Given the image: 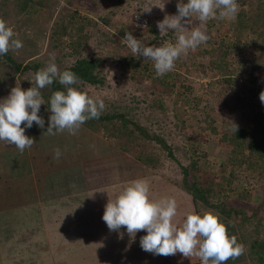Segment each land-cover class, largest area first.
Segmentation results:
<instances>
[{"label":"rangeland","instance_id":"374dc122","mask_svg":"<svg viewBox=\"0 0 264 264\" xmlns=\"http://www.w3.org/2000/svg\"><path fill=\"white\" fill-rule=\"evenodd\" d=\"M178 2L180 0H47L46 8L35 6L36 13L30 21L26 15L14 14L11 8L12 19H3L13 29V39L23 44L18 50L10 49L23 65L35 61L44 68L50 56H55V63L62 70L79 58L99 59L96 73L102 78V84L78 82L73 87L103 100L105 108L101 115H124L131 123L146 128L150 135L161 137L174 156L170 158L158 143L144 139L132 126L129 127L133 129L134 139L129 138L130 142L104 123H95L93 130L82 125L75 135L65 132L57 148L63 150V158L72 155L70 151L78 152L75 179L83 184L82 174L86 170L84 177L88 183L85 182L86 188H79L78 193L70 196L66 209L65 204L62 209L57 204L48 206L42 209L43 221H35L37 226L32 225L33 220L29 225H22L27 227L26 234L32 233L27 239L40 238V261L44 264H160L165 256L146 253L140 247V238L146 232L138 231L130 238L121 227L119 232L123 233V238H119V234L110 231L103 222L104 208L108 199L114 200L129 182L137 179L156 178L168 186L166 196L163 193L162 197L154 199L150 195L154 200L175 193L181 200L189 201L190 196L183 189L180 166L189 165L191 160H196L200 169L195 172L197 179L205 177L212 183L215 192L211 201H220L222 197L227 208L231 205L237 211L242 209V216H235L243 231L238 228L234 215L226 219L210 210L219 215L222 223L237 224L238 239L244 234L250 242L264 241V205L261 204L264 177L253 178L246 172V178L241 166L223 168L228 152L221 144L223 134L232 132L228 121L239 128L251 126L252 129H256L257 121L264 122V103L259 99L260 92L264 91V64L258 61V55L263 56L264 51L250 47L254 31L248 27L239 29L238 25L242 14L255 20L256 3L237 0L240 8L235 19H210L206 25L209 40L175 61L174 69L163 75L175 84L173 88H166L160 80H154L162 77L156 75L154 62L135 56L122 40L125 33L130 32L145 46L175 43L177 33L173 30L160 33L157 22L165 15L178 14ZM163 4V9L159 8ZM148 8L151 11L145 12ZM1 14L2 11L0 17ZM188 23L186 27L200 24L195 16ZM63 26L67 30L59 35ZM149 27L157 32V37ZM263 28L262 23L253 29H257L258 35ZM79 38L80 49L74 53L70 45L72 41L78 43ZM122 55L137 57L138 66L132 68L120 62ZM34 83L32 71L16 73L0 56V100L16 85L27 90ZM83 133L93 134L96 142L104 144L105 141V145H109L110 154L100 158L101 163L98 160L86 163L80 156ZM144 157H149L151 162L144 163ZM256 209L253 220H248ZM19 214L15 211V217ZM8 225L9 229L3 232L11 234L10 239H16V228ZM41 225H45L47 232L43 230L44 235H37ZM0 227H3L2 219ZM244 245L248 253L249 247ZM244 257L245 264H255ZM167 258L173 264H180L173 260L174 256Z\"/></svg>","mask_w":264,"mask_h":264},{"label":"clouds","instance_id":"9594fccd","mask_svg":"<svg viewBox=\"0 0 264 264\" xmlns=\"http://www.w3.org/2000/svg\"><path fill=\"white\" fill-rule=\"evenodd\" d=\"M163 7L164 4L159 8ZM176 7L178 14L165 15L162 21L157 22L160 33L169 30L177 33L175 43L145 46L130 32H126L122 40L135 56L154 62L157 76L172 71L182 54L207 43L206 25L210 19H235L240 8L237 0H187V3L180 0ZM151 8L145 12H150ZM193 16L200 22L199 26L186 27ZM14 35L13 29L0 19V56L6 55L10 49L23 47L20 40L13 39ZM56 79L66 91H55L50 97L48 135L65 130L75 135L86 121L100 117L105 108L103 100L94 99L72 87L79 82L77 75L70 70L61 72L55 56H50L47 66L34 73L32 87L22 90L20 84L16 85L6 98L0 100V141L14 145L21 153L31 148L35 142L25 135V129L31 128L33 122L44 127V120L38 115L41 105L45 104L41 90ZM259 99L264 103V91L260 92ZM228 122L230 130L235 133L238 126ZM22 123L24 127H21ZM60 156L59 148L55 149L54 158ZM176 216L177 202L174 198L150 199L149 182L137 179L129 182L114 200L108 199L102 220L121 239V227L126 229L130 238H134L138 231H145L146 235L140 238V247L153 255L167 257L180 253L186 258L197 257L202 264H226L228 260L238 259L244 254L245 245L238 242L235 235L228 234L227 226L212 210L202 209L197 213L193 208L179 227L173 222Z\"/></svg>","mask_w":264,"mask_h":264},{"label":"trees","instance_id":"16d2710c","mask_svg":"<svg viewBox=\"0 0 264 264\" xmlns=\"http://www.w3.org/2000/svg\"><path fill=\"white\" fill-rule=\"evenodd\" d=\"M47 0H2L0 2V11H2L3 16H1V19L7 18L12 19L10 15V11L14 10V14L17 16H27L28 21H30L36 13L35 6H39L42 8H46ZM256 3V10L257 15L255 20H250L247 16L245 17L243 14L239 15V29H246L247 27L249 30H253V34L255 37L252 36V41H250V47H255L256 51H259L260 48L264 51V28L261 29V33L257 35V29L254 30L253 28L256 26V24H262L264 25V0H253ZM11 8V10H10ZM10 15L11 18L8 16ZM246 24V25H245ZM66 26H63L61 30L59 31V35L65 34V28ZM152 34H154L155 37L158 36L157 32L153 30L151 27H149ZM248 30V31H249ZM68 34V33H67ZM250 39V38H249ZM79 40V41H78ZM77 40L78 43L75 44L74 41L71 43L70 48L73 50L74 53L78 49H80V38ZM261 54V53H260ZM258 61L260 64H264V52L263 56L258 55ZM5 58V61H7L13 68L16 73H25L27 71H32L33 74L37 72L38 70L42 69L41 64L30 61V63L23 65L22 62H19L12 53L9 52L6 55H3ZM137 57H132L130 55H122V58L120 59V62L123 64H127L131 66L132 68H135L138 66V62L136 61ZM99 66V59H87V58H79L74 62L72 66L62 68L60 70L61 72L64 70H70L73 71L77 77L79 78V83H88L91 85L95 84H102L103 80L98 76L96 73L97 67ZM144 70H147L146 65ZM169 76H177V74H168ZM166 76H162L161 78L155 77V81L160 80L159 82H162L164 86L173 88L175 81L172 79H168ZM76 85V84H75ZM75 85H72L75 86ZM42 91V90H41ZM55 91H66L65 86L61 85L59 83V80L56 79L53 81V83L50 86H47L42 91V96L45 100V106L50 109L49 100L53 92ZM119 121V122H118ZM95 123H104L105 127H110L112 131L118 130L120 137H124L127 142H130V139H134L133 137V129H130L129 126H132L134 129H136L140 134H142V137L148 141H153L158 143L168 154L170 158L174 159V156L172 154L171 148L166 145L164 140L161 137H158L157 135H150L148 130L146 128L141 127L138 123H131L130 121L126 120L124 115H100L98 119H90L86 121L83 126L86 128L92 129L94 128ZM256 129H252L250 126L249 128H239L238 130L233 133L230 132L227 134L224 133L223 137L221 139V144L224 148L227 150V160L222 164L223 168L227 167H234V166H241L244 169V175L247 178L246 172L251 177H264V122L257 121L256 123ZM123 139V138H122ZM144 160V163H150L149 157L142 158ZM181 172H182V184L183 189L185 192L190 196L189 201H183L181 198L173 193V196L170 197L174 198L177 202V216L174 218V223L177 224V226H181L183 223V220L186 218L187 213L195 209L197 213L201 209H213L218 214H221L224 216V218H232L234 215V219L236 216L240 217L242 216L241 210L238 211L233 207L229 206L227 208V205L224 203V201H211L213 198H211L214 195V188L211 186V182H208V180L204 177V179L200 180L197 179L195 176V172L199 171V166L196 163V160H191L190 164L187 166H180ZM150 185V191H152L154 199L156 197H162V194L164 193L165 196L167 195V187L162 182L157 180L156 178H151L148 180ZM161 190V191H160ZM156 192V194H155ZM161 192V193H160ZM153 197L150 198L152 200ZM262 205H264V195L262 199ZM257 214V209L255 212L252 213L251 217L248 220H253L255 215ZM236 215V216H235ZM225 221V220H224ZM223 221V222H224ZM236 222L238 223V228L242 230V225L239 222V218H236ZM227 226L228 234L236 235V228L237 224L232 225L230 223H224ZM243 231V230H242ZM247 237L242 234V239H238V242L242 244H246L249 247V252L245 253L248 260L250 259L255 264H264V241L258 242L253 241L250 242ZM175 260H181L183 259L185 263L189 264H198V262H201L199 258L197 257H184L182 254L177 253L174 255ZM160 264H172V262L167 257H162ZM202 264V263H201Z\"/></svg>","mask_w":264,"mask_h":264},{"label":"crops","instance_id":"0c3cea01","mask_svg":"<svg viewBox=\"0 0 264 264\" xmlns=\"http://www.w3.org/2000/svg\"><path fill=\"white\" fill-rule=\"evenodd\" d=\"M38 115L44 120V127L41 128L33 122L31 128L25 129V135L35 142L31 148H26L21 153L14 145L0 141V219L3 223V227H0V264H44L40 261V238L27 239L32 233L26 234L27 227L22 225L25 223L29 225L32 220L34 221L32 225H36V220L42 222L45 214L42 209L48 206L57 204L62 209L65 204L66 209L70 196L78 193L79 188H86L85 182L88 183L84 177L86 170L82 174V178L85 179L83 184L82 181L75 179L78 152L70 151L72 155L68 154L63 158V150L59 149L61 156L58 159L54 158V150L57 149L59 139L66 136L65 132L68 131L48 135L46 131L51 111L45 105H41ZM21 127H24L23 123ZM86 134L83 133L84 140L80 139V143L84 144L80 156H83L86 163L97 160L101 163L100 160L106 154H110L109 145H105V141L104 144L96 142L93 134L90 136ZM15 211L21 214L15 217ZM8 224L16 228V239H10L11 234L6 235L3 232L9 229ZM41 226L37 228V235H44L47 232L45 225ZM21 237H24L25 241H22ZM177 261L180 264H189L183 259ZM226 264H245V257L241 255L238 259L228 260Z\"/></svg>","mask_w":264,"mask_h":264}]
</instances>
